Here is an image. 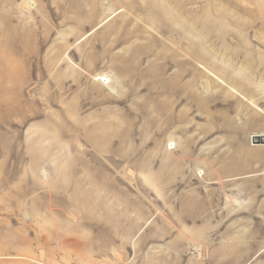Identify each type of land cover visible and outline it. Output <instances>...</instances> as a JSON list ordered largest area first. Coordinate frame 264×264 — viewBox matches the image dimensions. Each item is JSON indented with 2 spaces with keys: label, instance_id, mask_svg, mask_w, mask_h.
I'll list each match as a JSON object with an SVG mask.
<instances>
[{
  "label": "rangeland",
  "instance_id": "rangeland-1",
  "mask_svg": "<svg viewBox=\"0 0 264 264\" xmlns=\"http://www.w3.org/2000/svg\"><path fill=\"white\" fill-rule=\"evenodd\" d=\"M255 134L264 0H0V264H264Z\"/></svg>",
  "mask_w": 264,
  "mask_h": 264
},
{
  "label": "bare ground",
  "instance_id": "bare-ground-1",
  "mask_svg": "<svg viewBox=\"0 0 264 264\" xmlns=\"http://www.w3.org/2000/svg\"><path fill=\"white\" fill-rule=\"evenodd\" d=\"M185 63V62H184ZM182 64V63H181ZM186 70H187V68H186ZM182 72V71H181ZM187 72V71H186ZM183 76V75H182ZM252 139H253V141L254 142H257V140L259 139V141L258 142H260V143H262V142H264L263 140H264V135H259V134H255V136H253L252 137ZM257 139V140H256Z\"/></svg>",
  "mask_w": 264,
  "mask_h": 264
}]
</instances>
